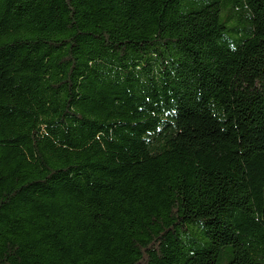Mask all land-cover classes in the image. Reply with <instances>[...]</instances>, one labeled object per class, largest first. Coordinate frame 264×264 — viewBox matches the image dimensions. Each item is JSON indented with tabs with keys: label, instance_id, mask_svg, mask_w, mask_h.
<instances>
[{
	"label": "trees",
	"instance_id": "16d2710c",
	"mask_svg": "<svg viewBox=\"0 0 264 264\" xmlns=\"http://www.w3.org/2000/svg\"><path fill=\"white\" fill-rule=\"evenodd\" d=\"M187 3L0 0V264H264V0Z\"/></svg>",
	"mask_w": 264,
	"mask_h": 264
},
{
	"label": "rangeland",
	"instance_id": "374dc122",
	"mask_svg": "<svg viewBox=\"0 0 264 264\" xmlns=\"http://www.w3.org/2000/svg\"><path fill=\"white\" fill-rule=\"evenodd\" d=\"M208 0H188L187 6L185 7V10H191V9H195L198 8L199 6L203 5L204 3H206ZM222 18L224 20H226V13L224 12L222 14ZM228 24H232L231 21L228 22ZM205 235H202L201 232H199V230H197L196 234H193L189 237V239H186L187 241H189L190 243H192L193 241H196L195 246H197L198 248H204L207 244L205 243V241H207V239H205L204 237ZM227 260L225 259H221L219 261V264H227Z\"/></svg>",
	"mask_w": 264,
	"mask_h": 264
}]
</instances>
